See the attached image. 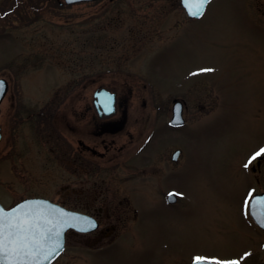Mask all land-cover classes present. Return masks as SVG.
Returning a JSON list of instances; mask_svg holds the SVG:
<instances>
[{
	"label": "rangeland",
	"instance_id": "1",
	"mask_svg": "<svg viewBox=\"0 0 264 264\" xmlns=\"http://www.w3.org/2000/svg\"><path fill=\"white\" fill-rule=\"evenodd\" d=\"M62 2L0 0V204L42 196L83 211L104 200L114 237L69 231L51 264H263L264 230L245 201L264 192V164L249 162L264 148V0H211L195 19L179 0ZM99 87L138 119L134 172L92 158L88 175L72 173L73 105H91L93 118ZM172 98L186 103L179 129L163 122ZM174 148L181 164L168 162Z\"/></svg>",
	"mask_w": 264,
	"mask_h": 264
},
{
	"label": "flooded vegetation",
	"instance_id": "2",
	"mask_svg": "<svg viewBox=\"0 0 264 264\" xmlns=\"http://www.w3.org/2000/svg\"><path fill=\"white\" fill-rule=\"evenodd\" d=\"M97 0L89 1L94 2ZM113 1V0H110ZM87 3V2H86ZM85 87V85H84ZM103 87L96 88L92 93V106L94 109V117L92 118V111H91V105L85 104L84 107L80 110V108H76V105H73V121L75 123L74 128L72 130V139L73 143L71 144V159L69 162V165L71 167L73 175L78 174L79 171L85 172V175H88V173L91 172V160L92 158H98L100 162L102 160L105 161H114L116 166H126L128 170L131 172L136 171V164L135 160L137 159V151L135 153L129 154V151L131 148L135 145V137L138 134L137 133V127H138V119L136 117H133L130 119L128 109L126 106L122 105L121 102H119L117 95L115 92L106 89L110 93L114 95V103L113 107L111 109V112L109 114H106L105 111L99 107L97 108L94 104V97L93 94L102 89ZM76 88L72 90L74 93L73 95L78 96L76 92ZM216 92V91H215ZM5 97V96H4ZM222 98V95L219 94L217 91L216 94L211 95V105L214 107L215 105L218 107L220 106V99ZM4 98L2 99V101ZM177 98H172L170 109L166 107V105H159L157 108L170 110V116L169 118L163 122L167 124V126L171 129H179L184 125L183 124L179 126H172L169 121L172 116V108L173 104L177 101ZM1 101V102H2ZM181 103V114L183 117V110L186 108V103L184 100H179ZM204 101H205V95H201L199 99V108L201 110L204 109ZM41 117V116H40ZM93 119V122H92ZM156 120V118H155ZM184 120V117H183ZM156 123V121L154 122ZM92 124H94V127H92ZM135 129V131H133ZM156 129L153 128L151 135H154ZM115 137L120 138L121 142L118 145H114L115 143ZM110 138L109 142L107 143L106 140ZM126 138V142H123L122 139ZM92 139H99V144H101V148L97 146V144L92 143ZM3 140V135L1 132V126H0V141ZM138 149V148H137ZM161 149V148H157ZM259 149L254 150V152L259 151ZM156 150V149H155ZM179 150V153L176 157V159L172 160L173 153L175 151ZM128 152V153H127ZM181 149L174 148L172 152L170 153L168 157V162H172L175 164H181L182 163V153ZM253 152V151H252ZM253 152V153H254ZM127 156V157H126ZM166 159V155L164 156ZM264 164V155H261L254 159V164H250V170L251 171H259L258 169L261 167V165ZM153 173L160 172L158 167L153 166L152 170ZM132 194V193H131ZM129 192V195H131ZM92 196V195H90ZM173 198L172 201L168 200V197ZM31 197H42V196H31ZM29 198V197H25ZM164 199V203L172 206L175 203L178 202V198L175 195V192L168 191L166 194L162 196ZM24 199V198H23ZM102 203H105L104 200L102 202L97 200V195H94L93 199H90L85 202L83 208V211H79L81 213L87 214L95 219L97 222V228L89 233H77L75 231H72L76 234L81 235H92L94 241L98 239H104V238H113L114 233L116 232V227L114 225H108L103 224V222L108 219H111L113 215H111L108 210H104L103 213V207ZM129 200H126V205L132 207V213L134 218L138 214L137 208L138 206L136 203L132 204ZM135 207H134V206ZM126 206V207H127ZM75 210V209H73Z\"/></svg>",
	"mask_w": 264,
	"mask_h": 264
},
{
	"label": "water",
	"instance_id": "3",
	"mask_svg": "<svg viewBox=\"0 0 264 264\" xmlns=\"http://www.w3.org/2000/svg\"><path fill=\"white\" fill-rule=\"evenodd\" d=\"M81 1L92 0H63L66 4ZM209 1L210 0H206L203 6L200 7L199 13L196 15L191 14V11H195V0H190V6H186L185 0H180V4L188 17L198 18L202 15ZM0 82H3L4 84V86L0 88L1 102L7 91V82L3 78H0ZM94 98V103L97 108L101 107L106 114L111 112L114 102L113 94L101 89L94 93ZM106 105L110 110H106ZM182 123L181 103L175 102L172 108L170 124L177 126ZM178 153V150L175 151L172 159H176ZM261 197H264V192L256 193L250 198L248 212L253 222L259 228L264 229V215L253 214L256 212L255 200ZM168 200L172 201L173 198L169 196ZM0 209H3L4 213L9 217L26 219L31 225V230L26 233L28 248L25 251L20 252L17 264H50L62 252L64 248L65 233L68 230L85 233L92 231L97 226V223L92 217L64 208L46 198H26L9 208H4L0 204ZM56 244H58L59 247L56 251L52 252L51 255H48L47 259H45V254ZM190 264H194V261ZM203 264L216 263L204 261Z\"/></svg>",
	"mask_w": 264,
	"mask_h": 264
},
{
	"label": "snow or ice",
	"instance_id": "4",
	"mask_svg": "<svg viewBox=\"0 0 264 264\" xmlns=\"http://www.w3.org/2000/svg\"><path fill=\"white\" fill-rule=\"evenodd\" d=\"M205 2L206 0H195V11H191V14H198L200 7H202ZM185 3L186 6H190V0H185ZM202 71H211V69H204ZM3 86V82H0V88ZM106 110H110L108 109L107 105ZM261 155H264V148H261L257 153H254L249 162ZM247 166L248 165L245 164V167ZM248 196L252 197L251 191L248 193ZM245 203H248L247 199ZM255 205L256 212L253 214L264 215V197L256 199ZM30 230L31 225L26 219H20L19 217H9L4 213L3 209H0V264H17V259L20 252L25 251L28 248L26 233H28ZM58 247L59 245L56 244L53 246V248L49 249L45 254V259H47L48 255H51L52 252L56 251ZM193 259L194 264H203V262L206 260V258L202 257H194ZM216 264H238V262H216Z\"/></svg>",
	"mask_w": 264,
	"mask_h": 264
}]
</instances>
